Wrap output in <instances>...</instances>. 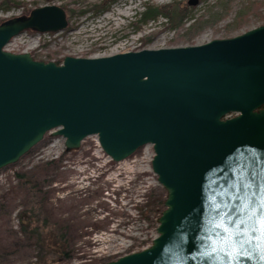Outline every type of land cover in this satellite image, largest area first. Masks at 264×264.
Segmentation results:
<instances>
[{
    "label": "water",
    "instance_id": "obj_1",
    "mask_svg": "<svg viewBox=\"0 0 264 264\" xmlns=\"http://www.w3.org/2000/svg\"><path fill=\"white\" fill-rule=\"evenodd\" d=\"M67 26L54 5L0 23V170L46 134L68 153L96 136L114 163L150 145L165 191L156 238L105 264H264L251 231L264 198V25L199 46L60 64L5 50L23 32Z\"/></svg>",
    "mask_w": 264,
    "mask_h": 264
},
{
    "label": "rangeland",
    "instance_id": "obj_2",
    "mask_svg": "<svg viewBox=\"0 0 264 264\" xmlns=\"http://www.w3.org/2000/svg\"><path fill=\"white\" fill-rule=\"evenodd\" d=\"M189 1L119 0L108 12L94 15L91 8L104 0H19L20 7L0 9V23L51 5L88 13L83 16L74 13L67 28L59 33L23 32L5 50L13 54L30 53L35 60L60 64L65 57L97 58L143 49L199 46L264 25V0H197L193 6L188 5ZM147 5L182 10L187 14V23L182 28L170 29L168 20L160 17L143 24L139 14ZM194 20H198L197 26L189 31ZM63 144L62 138L46 134L16 164L0 170V199L17 184L16 173L39 169L43 174L46 168L41 169L42 166L59 160L61 175L51 170L43 184L52 197L49 210L53 211L49 213L53 215L48 218L77 223L75 237L80 239L75 243L73 258L57 264H105L148 248L156 238V221L160 216L152 223L144 222L143 206L151 191L159 196L165 194L151 171L152 147L145 146L126 160L114 163L102 152L96 136L84 139L77 151L69 153H65ZM21 201L19 196L11 214L0 220V264L38 261L36 252L22 251L26 242L15 240V245L7 244L11 243L9 234L21 237L19 217L29 216Z\"/></svg>",
    "mask_w": 264,
    "mask_h": 264
},
{
    "label": "trees",
    "instance_id": "obj_3",
    "mask_svg": "<svg viewBox=\"0 0 264 264\" xmlns=\"http://www.w3.org/2000/svg\"><path fill=\"white\" fill-rule=\"evenodd\" d=\"M117 1L119 0H104L102 4L94 5L90 11L94 15L108 12L110 7ZM20 6H22V4L19 0H3L0 3V9L2 10ZM63 10L66 13L68 21L74 13H76L77 16H83L88 13L83 10L78 11L70 9L67 6H63ZM30 11H28V14ZM28 14L26 12L25 16ZM139 16V21L143 24L149 21H155L160 17L164 18L168 20L170 29L182 28L187 23L185 21L187 19V14H185L184 11H180L177 8L171 9L167 6L147 5L145 11L140 13ZM197 23L198 20H194V22L189 25L188 30L191 31V29H194L197 26ZM56 64H59V62H56ZM41 169H44L45 171L43 174H41L42 172H38L40 171L39 169L36 172H18L15 174L17 184L5 192V195L0 199V220L3 221V219L11 214L13 204L20 196L22 200L21 202L26 209L25 214H28L29 216H26V218L20 216L18 219L21 224L20 235L22 238H17V233L9 234L8 239L11 243L7 244L9 246L15 245V240L26 242L22 247V251L28 250L33 254L36 252V257L38 259L36 264L64 263L73 258L75 253V243L80 239V237H75L77 223L69 220L60 221L59 219L52 220L48 218L53 215L49 213L51 210L53 211V208L49 210V208L52 207V204L50 203L52 197L50 191L44 190L43 184L47 180V176L50 174L51 170H56L58 176L61 175V164L59 160H54L46 163ZM43 176L46 178H43ZM56 177L57 176H55V178ZM164 198L165 194L159 196L158 194H155L154 190L150 192V195L146 197V203L143 206L145 212L141 215L144 222L152 223L154 219H157L160 216L163 210ZM36 206L38 208L37 210L34 209ZM35 211H38V213L35 214ZM54 215H56L55 212ZM40 217L42 219H40ZM79 224L83 225V223ZM9 232L13 233L11 231ZM7 253L8 248L6 254Z\"/></svg>",
    "mask_w": 264,
    "mask_h": 264
},
{
    "label": "snow or ice",
    "instance_id": "obj_4",
    "mask_svg": "<svg viewBox=\"0 0 264 264\" xmlns=\"http://www.w3.org/2000/svg\"><path fill=\"white\" fill-rule=\"evenodd\" d=\"M252 233L255 234L259 232L258 239L261 242H264V198H262L259 209L256 210L255 223L251 229ZM225 232H228V229L225 228ZM264 259V257H262Z\"/></svg>",
    "mask_w": 264,
    "mask_h": 264
}]
</instances>
